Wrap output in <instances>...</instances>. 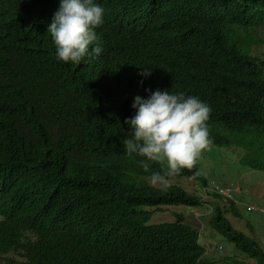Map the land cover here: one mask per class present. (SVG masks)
<instances>
[{"label": "trees", "instance_id": "16d2710c", "mask_svg": "<svg viewBox=\"0 0 264 264\" xmlns=\"http://www.w3.org/2000/svg\"><path fill=\"white\" fill-rule=\"evenodd\" d=\"M97 2L105 22L90 48L102 51L76 65L56 59L47 32L59 0H0V262L216 264L205 231L182 213L147 224L167 206L207 200L179 184L153 186L167 163L145 170L143 157L128 156L124 120L145 89L198 96L211 108L206 149L243 147L240 163L264 171V0ZM123 21L134 29L115 28ZM172 178L196 181L211 196L209 229L264 264L254 235L225 215L241 217L235 196L214 190L199 159ZM236 256L222 261L250 264Z\"/></svg>", "mask_w": 264, "mask_h": 264}, {"label": "clouds", "instance_id": "9594fccd", "mask_svg": "<svg viewBox=\"0 0 264 264\" xmlns=\"http://www.w3.org/2000/svg\"><path fill=\"white\" fill-rule=\"evenodd\" d=\"M105 8L97 0H59L47 32L55 46L58 61L79 65L89 52L99 55L100 47L96 29L104 24ZM135 23V22H134ZM134 23L118 22L119 31H132ZM129 24V25H127ZM141 76L151 75L150 69L142 68ZM143 83V81H141ZM146 98L136 96L131 105L135 115L126 118L130 138L123 141L128 156L136 154L145 170L153 162H167V172H153L150 183L167 187L168 177L182 169H192L203 150L211 143L207 121L211 108L198 96L173 93L170 90L145 89ZM240 190L233 185L231 197Z\"/></svg>", "mask_w": 264, "mask_h": 264}, {"label": "rangeland", "instance_id": "374dc122", "mask_svg": "<svg viewBox=\"0 0 264 264\" xmlns=\"http://www.w3.org/2000/svg\"><path fill=\"white\" fill-rule=\"evenodd\" d=\"M257 32L263 39L258 49L264 51V27L258 29ZM247 153L245 148L231 145L223 148L206 149L198 159L202 174L208 180L216 183L214 185L215 191L229 198L233 185L239 188L240 192H235L234 196L235 200L238 201L241 217H234L230 211H227L225 215L231 220L233 226L239 227L247 235H254L257 243L264 248V171L253 170L240 163L239 158ZM163 162L167 163L166 161ZM167 184H179L191 193L196 192L201 195L202 199H205L204 201L207 200L206 205L194 208L167 206L168 210L155 211L147 222L148 225L171 221L175 219L172 216L173 213H182L184 222L197 226L200 231H205L202 232L200 241L207 248L206 257L214 260L216 264H225L222 257L237 255V260L254 264V261L248 260L244 254H238L237 250L232 249L229 241L209 229L208 218L211 208L208 200H211V196L205 194L196 181L190 178H172L168 180ZM206 190L211 191L209 188ZM219 204H223V201L219 200ZM162 208L166 207L163 206ZM0 264L5 263L0 262Z\"/></svg>", "mask_w": 264, "mask_h": 264}, {"label": "built area", "instance_id": "2783aa9c", "mask_svg": "<svg viewBox=\"0 0 264 264\" xmlns=\"http://www.w3.org/2000/svg\"><path fill=\"white\" fill-rule=\"evenodd\" d=\"M231 193V192H230ZM231 197V196H230ZM253 209L255 208L254 206L252 207Z\"/></svg>", "mask_w": 264, "mask_h": 264}]
</instances>
